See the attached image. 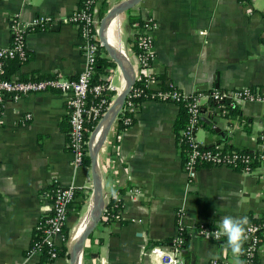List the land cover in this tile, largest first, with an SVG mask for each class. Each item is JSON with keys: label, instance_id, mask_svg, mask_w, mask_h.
Instances as JSON below:
<instances>
[{"label": "crops", "instance_id": "obj_1", "mask_svg": "<svg viewBox=\"0 0 264 264\" xmlns=\"http://www.w3.org/2000/svg\"><path fill=\"white\" fill-rule=\"evenodd\" d=\"M101 1L96 10L99 25L124 0H106L104 15ZM80 6L81 0H0V48L12 45L13 17L32 24L41 15H52L59 22L44 31L28 30L25 44L30 60L5 64L0 60V77L78 75L86 62L80 32L61 19ZM130 16L157 22L156 57L149 72L166 74L185 94L245 87L264 92V0H141L109 29L111 41L122 49L136 79L137 31ZM112 79L117 86L124 83L118 64ZM68 98L51 90L7 99L0 124V264H46L41 253L29 252L36 227L50 212L51 188L74 185L86 195V204L80 213L70 209L64 232L56 236L61 251L64 247L66 251L52 263L71 264L70 240L89 207L92 169L91 163L80 167L73 163ZM237 107V114L213 116L212 108L205 106L202 117L212 128L200 125L197 140L205 145L227 142L236 149H262L264 102L243 100ZM180 109L173 102L146 100L131 126L119 129L114 121L97 161L106 201L116 198L115 191L123 208L110 222L107 215L102 217L87 238L82 264H155L150 248L172 244L179 233V209L186 213L187 250L195 255V264H208L213 258L234 264L227 237H203L199 227L218 226L225 216L264 218V166L252 173L199 166L195 177L189 178L175 131ZM132 187L142 194L131 196ZM258 261L264 264V241Z\"/></svg>", "mask_w": 264, "mask_h": 264}, {"label": "built area", "instance_id": "obj_2", "mask_svg": "<svg viewBox=\"0 0 264 264\" xmlns=\"http://www.w3.org/2000/svg\"><path fill=\"white\" fill-rule=\"evenodd\" d=\"M99 1L100 0H81V6L79 8L73 11L68 18L61 19L63 23L76 25L80 32L81 49L85 55L86 62L83 70L78 75L73 78H62L58 75L28 79L19 77H0V124L3 123L4 108L9 97L19 98L22 95L51 90L61 91L69 95L67 100V113L70 124L69 146L74 153L73 163L75 167L83 165L85 157L89 155L87 149L89 139L87 140L86 134L90 131L87 129V122L89 120L99 122L110 107L114 97L123 89V85L117 86L113 82L112 67L108 68V72L102 75L101 82L95 83L93 79L95 75V66L102 46L99 36V22L96 17ZM57 22L56 18L52 15H41L37 17L32 24H23L17 18L13 17L11 21L13 42L9 47L0 48L1 62L4 64L5 60L14 58L26 60L27 48L25 41L27 31L33 28L44 31ZM157 28L158 24L152 17H146L143 24L140 26L136 25L137 32L134 36H136V54L140 66L136 79L140 78L142 74H145L147 77L145 80L146 86L159 90L158 93L154 95L155 98L157 97L158 101L186 104L189 112V119L183 130V134H185L189 144V151L185 160V169L189 178L193 179L195 177L197 168L204 162L210 164L209 166L230 167V164L237 158L247 160L246 155L240 154L237 150L229 151L225 144L218 143L214 147L215 150H212L208 145L200 143L196 138V130L200 126L205 106L212 108L213 116H225L226 110L220 105L224 100H229L231 103L235 104L243 100H260L264 102V92L245 87L233 90L213 89L208 93L194 92L193 94H185L175 85L171 90L161 91L159 86L160 80L152 77V74L149 72L153 59L156 57L154 32ZM153 84L156 86L153 87ZM141 92V88H134L132 86L126 99L129 108H135V103L131 99L128 100V98L138 97ZM212 104L215 105L213 106ZM30 116V114L27 115L28 118H30ZM116 120H118V116ZM129 120L130 119H127V122H129ZM261 160L262 165L259 167L264 166V153L261 154ZM259 167L254 169L246 167L243 171L252 173ZM90 189L92 196L93 184ZM76 192L77 188L74 185L66 187L57 185L53 192L48 194V197L51 199L50 212L43 216L42 221L36 227V232L42 235V240L33 242V245H31L29 249L30 253L38 252L41 254L46 250L50 258L47 264H52L61 254L56 236L64 232L71 206L77 200ZM141 194L142 190L138 187H132L130 189L131 196L138 197ZM112 201H114L113 206L117 208L118 214L120 210H122L123 200L122 197L117 194L116 198L113 200L107 199L106 201L105 199L102 217H106L107 204ZM177 216L179 233L173 239L172 244L170 246L154 244L150 248V255L156 260L155 264H188L181 248L184 241L182 234L185 233L187 235L186 213L184 210L179 209L177 211ZM250 226L253 231L248 233V239L246 241L245 248L249 258L245 264H260L259 261L255 263V258L258 257V252L262 244L260 238L256 234L260 230V227L254 224H250ZM217 230V225L211 226L210 224H204L199 227V234L203 237L216 239L215 233ZM208 264L229 263L219 258H213Z\"/></svg>", "mask_w": 264, "mask_h": 264}, {"label": "trees", "instance_id": "obj_3", "mask_svg": "<svg viewBox=\"0 0 264 264\" xmlns=\"http://www.w3.org/2000/svg\"><path fill=\"white\" fill-rule=\"evenodd\" d=\"M108 9V5L106 0H102L101 1V14L104 15L106 13ZM129 21L132 25H141L144 22V19L142 17H137V16H130ZM31 30H39L38 28H33ZM135 48L137 50V45H135ZM139 51V50H138ZM107 51L101 46L100 49V55L97 59V64L95 66V75H94V82L98 83L102 81V75L106 74L108 72V68L110 67H116V63L114 60H112L110 57H108L106 55ZM31 56L27 50V59L26 60H21L18 58H14V59H7L4 61V64L10 60H15L17 59L20 63H25L28 60H30ZM45 75H38L35 78H42ZM152 77L158 78L159 81V86H160V90L161 91H166V90H171L174 88V83L171 81V79L166 75V74H152ZM3 77H8L6 75H4ZM147 79L145 74H142V76L140 78L135 79V82L133 84L134 88H141L142 92L138 97H130L128 98V100H132L135 103V108H129L127 106V101L123 107V109L119 112L118 114V126L119 129H124L126 127L131 126L134 121H135V117L134 114L137 111V109L139 108V106L141 105V103L143 101L146 100H157V97L155 98L154 95H156L158 93L159 90L155 89V88H150L146 86L145 80ZM179 105L181 106L180 109V113L179 116L177 118L176 124H175V131L177 134V139H178V143L179 146L181 148V152L183 154V156L187 157V153L189 151V144L187 142L186 136L185 134H183V130L188 122L189 119V112H188V108L186 106L185 103H179ZM213 106L215 104H212ZM220 105H222L223 109L226 110V115L227 113H235L237 114L238 112V107L237 104L235 103H231L229 100H224L222 103H220ZM127 119H130L129 122H127ZM97 125V121L95 120H89L87 122V129L90 131L86 134V138L87 140L90 137V133L95 129ZM200 125H204L207 128H212L209 124H207L206 121H204L201 118L200 121ZM262 141L264 142V139H262ZM218 143H215L214 145H208L209 148H212V150H215L214 147L215 145ZM227 145V149L230 150H237V152H239L240 154L246 155L247 156V160H244L242 158H237L236 160H234L231 164H230V168L237 170V171H243L246 167H249L251 169H254L256 167H259L260 165H262V160H261V154L264 153V148L262 149H258V150H249V149H236L231 147V145L229 143L226 142ZM87 149H88V145H87ZM231 153V152H230ZM91 163V158L89 155H87L85 157L84 160V164L90 165ZM210 164L204 162L202 163L200 166H208ZM56 188V185H54L51 188L50 194L53 192V190ZM77 197L82 196V199L79 201H75L71 208L75 209V211H77L78 213H80L82 207L86 204V200L87 197L84 194L83 191H80L77 189ZM77 203V206H74ZM114 201L110 202L109 204H107V222H110L112 219L116 218L118 216L117 213V208H114ZM71 211V210H70ZM70 213V212H69ZM250 224H254V225H258L260 227V230L256 233L258 235V237L260 238V242L262 243L264 241V218H257V217H251L249 220ZM211 226H216L213 223L211 224ZM65 230V229H64ZM182 236L184 237V241L183 244L181 246L182 250L184 251V249H187V235L185 233L182 234ZM224 236H221V238H223ZM66 238H68V235L66 236ZM218 239V240H220ZM42 240V235L39 232L35 233V237L33 242L35 241H41ZM173 240V239H171ZM171 240H168V243H171ZM33 245V243H32ZM244 255L242 257H240V259L243 261V264H245L248 260V256L246 253V242L244 243ZM46 249V248H45ZM66 251V247L63 248V250L61 251V253H64ZM43 259L46 262V264L50 261L49 256L46 253V250H44L43 252ZM185 257L188 261V264H191V257L190 254H185ZM254 260V257H253ZM258 262V257L255 258V263Z\"/></svg>", "mask_w": 264, "mask_h": 264}, {"label": "water", "instance_id": "obj_4", "mask_svg": "<svg viewBox=\"0 0 264 264\" xmlns=\"http://www.w3.org/2000/svg\"><path fill=\"white\" fill-rule=\"evenodd\" d=\"M141 0H124L118 5L109 10L105 17L101 20L99 25V36L101 39L102 47L107 51L110 58L120 66L123 74L124 83L123 89L117 94L116 99L108 108L104 116L100 119L97 126L90 135L88 142L89 156L91 158L92 169V184L93 192L86 214L80 220L76 232L75 238L70 240V254L72 257L71 264H82L85 254L86 241L89 235L95 230L98 223L102 219L103 210L105 207V197L102 185V172L98 165L97 155L100 146L103 144L107 135L114 124L119 112L123 108L128 94L135 82V76L129 66V63L119 46H116L109 37V29L115 19H119L120 15L138 4ZM219 87V84H217ZM202 119L206 122L205 117ZM211 124V122H208ZM216 130L221 129L214 126ZM184 254H190L187 249H184ZM191 264H195V255L190 254Z\"/></svg>", "mask_w": 264, "mask_h": 264}, {"label": "clouds", "instance_id": "obj_5", "mask_svg": "<svg viewBox=\"0 0 264 264\" xmlns=\"http://www.w3.org/2000/svg\"><path fill=\"white\" fill-rule=\"evenodd\" d=\"M113 197L117 194L115 191L112 193ZM218 230L215 233L216 239L221 236L227 237V247L231 249L234 257V264H243L240 259L244 255V243L248 239V233L253 231L247 217H223L217 226Z\"/></svg>", "mask_w": 264, "mask_h": 264}, {"label": "rangeland", "instance_id": "obj_6", "mask_svg": "<svg viewBox=\"0 0 264 264\" xmlns=\"http://www.w3.org/2000/svg\"><path fill=\"white\" fill-rule=\"evenodd\" d=\"M89 203V202H88Z\"/></svg>", "mask_w": 264, "mask_h": 264}]
</instances>
